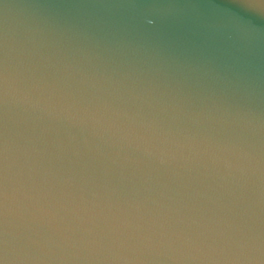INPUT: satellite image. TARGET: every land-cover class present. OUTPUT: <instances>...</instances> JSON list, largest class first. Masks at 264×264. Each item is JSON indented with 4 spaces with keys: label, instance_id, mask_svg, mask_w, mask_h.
Wrapping results in <instances>:
<instances>
[{
    "label": "water",
    "instance_id": "1",
    "mask_svg": "<svg viewBox=\"0 0 264 264\" xmlns=\"http://www.w3.org/2000/svg\"><path fill=\"white\" fill-rule=\"evenodd\" d=\"M5 264H264V0H0Z\"/></svg>",
    "mask_w": 264,
    "mask_h": 264
},
{
    "label": "snow or ice",
    "instance_id": "2",
    "mask_svg": "<svg viewBox=\"0 0 264 264\" xmlns=\"http://www.w3.org/2000/svg\"><path fill=\"white\" fill-rule=\"evenodd\" d=\"M9 167L6 144L0 136V264H5L8 259L7 239L4 233L6 219V206L9 196Z\"/></svg>",
    "mask_w": 264,
    "mask_h": 264
}]
</instances>
